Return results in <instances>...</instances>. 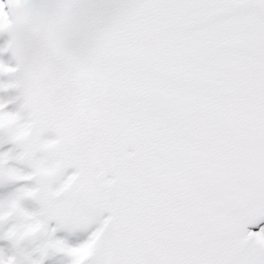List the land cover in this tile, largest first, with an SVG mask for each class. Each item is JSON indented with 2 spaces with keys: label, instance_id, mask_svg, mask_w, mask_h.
Here are the masks:
<instances>
[{
  "label": "snow or ice",
  "instance_id": "obj_1",
  "mask_svg": "<svg viewBox=\"0 0 264 264\" xmlns=\"http://www.w3.org/2000/svg\"><path fill=\"white\" fill-rule=\"evenodd\" d=\"M5 184L0 264H264V0H0Z\"/></svg>",
  "mask_w": 264,
  "mask_h": 264
},
{
  "label": "bare ground",
  "instance_id": "obj_2",
  "mask_svg": "<svg viewBox=\"0 0 264 264\" xmlns=\"http://www.w3.org/2000/svg\"><path fill=\"white\" fill-rule=\"evenodd\" d=\"M6 147H11V145H6ZM19 187L18 184H5L3 186H0V198L7 197L10 193L15 191V189ZM25 207L32 210L38 207V205L34 201H26ZM17 221L15 218H9V221L2 226H0V235H3L8 231V229ZM57 236H65L69 241H71L72 237L67 236L63 232H58L56 234ZM39 240H26L22 242V244L19 246V248L14 247L12 241L6 239V238H0V251H2L6 255H16L18 253H23L24 255L32 254L31 258H35V253L33 252V249H35L38 244ZM44 264H68V260L66 257L62 255H50L45 261Z\"/></svg>",
  "mask_w": 264,
  "mask_h": 264
}]
</instances>
